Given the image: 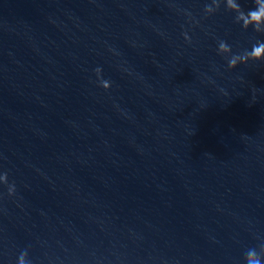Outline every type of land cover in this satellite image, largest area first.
Returning <instances> with one entry per match:
<instances>
[{
  "label": "water",
  "instance_id": "95a60500",
  "mask_svg": "<svg viewBox=\"0 0 264 264\" xmlns=\"http://www.w3.org/2000/svg\"><path fill=\"white\" fill-rule=\"evenodd\" d=\"M245 12L253 0H239ZM211 0H0V264H245L264 242V35ZM184 33L191 43L184 39ZM99 67L111 87L99 86Z\"/></svg>",
  "mask_w": 264,
  "mask_h": 264
},
{
  "label": "clouds",
  "instance_id": "9594fccd",
  "mask_svg": "<svg viewBox=\"0 0 264 264\" xmlns=\"http://www.w3.org/2000/svg\"><path fill=\"white\" fill-rule=\"evenodd\" d=\"M221 2L226 6V10L235 14V22L242 24L243 30L247 31L252 28L257 34L264 35V0H253L254 8L249 9L247 12L243 10L239 0H211L210 4H206L204 8L205 16H211L215 14L221 7ZM184 39L191 43L190 37L187 33H184ZM218 55L227 58L228 69L233 70L238 65H246L248 62H264V41H257L252 45L251 50H245L239 54H233L231 46L224 40L218 42ZM101 68L95 69V75L101 73ZM99 86L105 91H108L111 87V82L106 81L102 76L97 77ZM0 184L7 185L8 196H13L16 192L15 184H8L7 173L0 175ZM17 264H31L28 259L27 250H23L19 257ZM245 264H264V242L257 248H249L245 252Z\"/></svg>",
  "mask_w": 264,
  "mask_h": 264
}]
</instances>
